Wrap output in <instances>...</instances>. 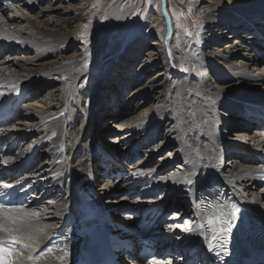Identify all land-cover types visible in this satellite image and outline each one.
<instances>
[{
	"label": "bare ground",
	"instance_id": "6f19581e",
	"mask_svg": "<svg viewBox=\"0 0 264 264\" xmlns=\"http://www.w3.org/2000/svg\"><path fill=\"white\" fill-rule=\"evenodd\" d=\"M41 1L17 0L16 4L0 5V50L16 52L10 58L0 62V90L5 89V91L0 92V101L20 90V95L12 102L13 109L21 99L32 97V90L36 91L34 86L38 84L40 85L37 88L48 86L54 83L51 81L57 80V75L61 76L67 70V68L50 62V60L55 57L58 51L57 47H60L52 46L55 37L62 38L63 44L64 40L71 37L72 31L59 27L61 23H68L69 18L51 17L52 13L58 14L60 9L54 8L51 0L48 1L47 7L38 8ZM121 1H114L110 7L101 45L104 41L107 43L115 31L123 28L136 10V7L132 6L123 11L120 6L125 0ZM211 3L212 5L208 6L202 13L204 24H206L205 29L214 28L218 34L210 37L206 35L207 38L204 37L203 39L204 45L207 46L210 42L219 44L223 40L231 38L232 35L236 37L241 30L248 32L244 38L251 43L248 45V43L239 40L242 37H236L233 39V44L229 42L220 48H214L213 52L204 53L203 58L199 59V66L205 64V60L207 61L204 70L211 71L210 77L218 76L219 87L214 85L211 90L206 89L199 81L200 77L197 72L194 73L193 70H191L190 82L187 79L185 81L188 83L182 79L175 80L176 74L173 67L177 72L183 70L180 65L182 62L180 58L171 52L172 61H170L166 56V51L161 56L159 53L157 58L150 55L144 59L145 63L143 61L141 63V65L144 64L139 73L141 77L145 76L144 72L147 73L148 70H153L158 65L162 66L161 71L156 78L149 80L146 86L138 87L134 91L133 97H152L158 91L157 93L163 99L159 100L157 104L156 100L153 102L154 111L150 110L149 114L155 113L150 116L146 113H144L146 115L140 114L137 119H133L130 123L115 125L116 131L124 132L127 130L126 134H129L126 135L127 140L125 142L120 141L122 138L119 136L113 138L118 139L113 140L119 141L118 146H123L131 138L130 136H134V133H140L137 142L132 144L133 147L143 144V141L151 140L152 136L156 138L165 121L173 124L170 129H165L168 136L164 137L166 142L163 147L175 145L174 158H178V161L182 162L181 167H179L182 171L171 173L170 176L160 180L154 174L158 171L152 174L144 168L148 160H142L143 162L137 164L138 170L135 169L128 173L108 163L105 167V171L109 169L107 172L109 176L116 172L128 175L125 177L128 183L122 187L123 189L133 187L143 196L150 191L152 193L155 190L163 191L164 197L161 195L160 198L163 197L164 200L161 201H168L167 203L147 199L141 201L142 208H149L152 212L162 207L166 208L171 204L179 206L181 210L190 207L193 214L192 219L188 220L184 226L168 225L166 227L167 236L173 237L169 246L175 245L174 243L179 244V246L184 244L185 249L189 252L196 249L198 239L206 234V222L208 225H212L206 220V217L209 218L210 214L208 213L211 211L215 213L216 206L209 208L212 203L208 202L209 194L213 191L214 185L223 193L227 200L226 205H233L239 215H243L245 211L248 212L255 223L264 231V212L262 211L264 205L261 202L264 197V186L259 191L255 189L262 188L260 182L261 178L264 177V164L254 161L257 160L255 157L264 158L258 156L264 153V138L256 137L257 143L252 148L245 146L244 142L238 139H235L236 144L228 145L219 129L222 127L227 129L230 122L227 117H222L221 113H218L221 111L227 115H240L242 118L253 121L254 134H261L260 137H264V101H255V95L252 93L256 87L264 88V59H262L264 50L259 48L261 43L264 44V33H260L261 31L264 32V10H260V8H264V0H211ZM13 4L19 5L22 9H15ZM161 4L162 13L165 16V9L168 10L167 5L165 7L166 2L161 0ZM33 9L37 10L36 17L33 18L45 17L44 22L40 21L42 22L40 23L38 20L33 22L32 17L26 16L24 11ZM72 10L75 11L74 8L70 9V11ZM165 18L167 17L165 16ZM36 23L42 26L39 27ZM223 26L225 28L221 29ZM40 29L46 33L45 36L52 38L43 41L44 37L41 36L43 34H41ZM172 36V33L168 31L167 37L170 39L171 45H173ZM137 43L139 42L137 41ZM37 44H46L43 46L48 49L41 50V52V47ZM101 45L98 51H100ZM135 45L137 46H131L130 49L132 50H128L129 55L134 52L135 48H140L139 44ZM176 48L179 50L178 47ZM241 48H245L249 53L242 54ZM19 52L20 54H18ZM24 52H29L28 56H24ZM179 52L182 53L181 50ZM101 53L102 51L95 53L87 68L83 69L79 75H75L71 80L69 93L67 87L65 91L61 89L63 93L59 96H52L50 93V100L47 103L41 101L40 110L34 115L30 114L31 111L28 110L29 113L24 117L19 116L17 124L23 126L22 128L13 125L6 127L1 133L0 141L10 142L12 139H16L24 144L12 157L0 160V173L6 168L15 170L5 180V185L18 188L21 193L32 194L33 199L28 206L30 213L35 212L34 206L42 205L39 214L40 221L31 226L32 229H43L34 237L38 246L34 252H29L19 244L16 260H19L21 264H68L66 260L67 244H57V241L66 240L71 231L77 228L83 211L97 216L101 212H106L105 210L116 209L119 204L105 199H107V193H111L120 187L118 184L122 183L121 181L116 180L112 184L110 182L111 177H108L103 186L99 190L96 189L97 192L95 191L98 177L104 173L101 168L102 162L96 156L99 154L104 158L108 152L101 146L95 148L98 140V120L91 116L97 117V112L94 113L95 108H105L111 116L114 115L115 111L119 112L118 110H120L121 113L122 110L120 107H118L119 109L116 107L119 102L114 96H110L106 105L102 107V104L96 101V93L90 92L88 94L84 88H80L82 78L98 66ZM134 55L135 57L131 58L133 61L137 59V54ZM250 66L258 67L259 72L252 74L248 69ZM223 70L226 71V76L218 74L219 71L222 72ZM164 76L167 77L166 82H160V78ZM121 81L117 80V83ZM136 81L135 79L132 86L137 84ZM246 84L250 85L249 91L246 90ZM114 87L115 85H113ZM115 104L117 105L115 106ZM34 106L36 107L35 104ZM146 112L148 113V111ZM159 114L164 116L157 118L154 123H150L153 120L152 117ZM117 115L115 118H119ZM20 117L23 118V121L19 120ZM28 119H30V123L25 122ZM244 130H248V127H244ZM38 134L44 136L28 143L33 135ZM43 141L49 145L47 149L42 148L44 146ZM161 147L162 143L155 149V152ZM227 148L233 150L230 160L233 161L231 163L234 166L232 170L228 169L226 165H222L223 158L228 152ZM95 149L98 150L97 155ZM236 149L242 154L247 153L249 157L242 154L236 155ZM118 153L120 151L115 152V154ZM40 156L46 157L45 162L36 166L32 172L20 173V176L16 178L15 174L17 169L21 167L23 160L30 158L32 161L39 159ZM189 180L191 183L188 182ZM92 185L94 189L91 188ZM133 189L130 188L129 191H133ZM37 190L38 193L34 196ZM76 191H78L77 198L74 195ZM83 195L85 197L89 195L91 201H86L88 204L79 208V200H85L81 197ZM125 197L124 195L118 201H124ZM71 204L77 205L78 210L73 215H66L69 210H67V206H71ZM117 210L119 209L117 208ZM110 212H106L110 219L116 220ZM173 218L178 220L177 216ZM64 226L65 233L62 229ZM185 228H191L192 231H185ZM48 245H51L54 254L41 260L39 252ZM29 256L31 259H28ZM33 259L36 262L30 263ZM169 262L171 264H183L184 259L180 258L177 262L169 259ZM126 264L135 263L127 261ZM154 264L163 263L159 261Z\"/></svg>",
	"mask_w": 264,
	"mask_h": 264
},
{
	"label": "rangeland",
	"instance_id": "374dc122",
	"mask_svg": "<svg viewBox=\"0 0 264 264\" xmlns=\"http://www.w3.org/2000/svg\"><path fill=\"white\" fill-rule=\"evenodd\" d=\"M48 1L49 0H42L41 3L38 5V8L47 7ZM114 1L116 0H51L53 7L60 9L58 14L52 13L51 17L60 16V18H69L68 23L65 24L61 23L59 27L62 29L64 28L65 30L68 29L72 31V33L70 34L71 37L64 40V44L62 43L63 42L62 38L59 39L55 37V40H53L54 44L52 42V46H60V47H57L58 53L56 52L55 57L51 59L50 62L65 67L67 68V70L61 76L57 75L56 76L57 80L51 81L54 83L48 86H44L42 88H37L38 85L40 84L34 86L33 88L36 91L32 90L31 93L32 97H30V99L27 102H26L27 98L21 99L20 101H18V105L21 104L22 101L26 102V104L22 108V113H21L22 117H24L30 111H31L30 114L34 115V113L40 110L39 108L41 106V101L43 103H47L48 100H50L51 94L52 96H59L61 95V93H63L62 90L65 91L67 88L69 93V87H71V82H72L71 80L75 77V75L77 76L81 72H83V69L87 68V66L91 62L92 56H94L95 53L102 51L99 58L98 66L95 69H93L90 74L85 75L82 78L80 83V88H84V90L88 92V94H90V92L96 93L97 94L96 101H98L99 104H102V107L106 105L110 96H114L119 102V105L115 104V106L117 105L116 106L117 108L120 107L122 111L121 113L120 110H118L119 112L115 111L114 115L111 116L108 113V110L105 108H99V109L95 108L96 109L95 112L93 110L94 113L97 112V117L95 116H91V117H94L98 120L97 121L98 140L96 141V146L103 147L106 150V152H108V155H111L110 152L115 154V152L118 151H120V153L125 151H132L133 154V152L136 151L135 158L130 160V163L132 164L130 166H125L124 164H122L124 168L126 167L122 171L128 173L129 171H134L135 169L138 170L139 166L137 168V164L139 162L141 163L142 160L143 161L148 160L144 168L152 172V174L158 171L157 173L154 174H156V178L158 177L157 179L161 180L162 178L170 176L171 173H175V172L177 173V171L178 172L182 171V169L179 168L181 167L180 164L182 162L178 161V158H174V154H175L174 150L176 148L175 145H171L169 147L165 146V148L163 147L166 142L164 137L168 136L167 133L165 132L166 131L165 129H170L171 125L173 126V124L165 121L161 132L156 138H153L152 136L151 140L149 139L143 141V144H140L138 146L132 147V144L136 143L137 138L140 136V133L138 132L134 133V136H130L131 138H129V140L123 146H118L119 141H113L116 139V138L113 139L114 137L119 136L122 139L124 138V140L121 139L120 141L125 142V140H127L125 138L126 135L127 136L129 135L126 134L127 130H125L124 132L116 131L115 129L116 124L130 123L133 119H137L138 115L140 114H144V113L149 114L150 110L154 111L153 102L156 100V104H157L159 100L163 99L161 95L157 93L158 91L154 93L152 97L151 96L133 97V93L135 90H137L138 87L146 86L148 84V81L153 78H156V76H158V74L161 71L160 68L162 66L158 65L155 67V69L148 70L147 73L144 72L145 76L141 77L139 73L143 69L144 64L141 65L142 61L144 62V59H146L150 55L153 58H157L159 56L158 55L159 53L161 56L164 54L165 51L167 52L166 56L170 59V61H172V55H171L172 52L176 54L178 58H180V60L182 61L180 65L183 68L181 72H177V70L173 67L174 73L176 74L175 80L182 79L185 81L186 79L187 80L191 79V75H192L191 70H193L194 73L197 72L198 76L200 77L199 81L202 82V85H204L206 89L211 90V87H213L214 85L219 87V83L217 81L218 76L215 75L213 77H210L209 74L212 75L211 71L204 70V65L207 62L206 60H205V64L199 66L198 61L200 58H203L204 53H211L213 52L214 48H218V47L220 48L222 45H225L229 42L233 44V39H235L236 37H242V39L240 38L239 40L248 43V45L251 43L249 40H245L244 38L247 36L248 32L245 30H241L238 32V35L236 37L232 35L231 38L223 40L219 44H213L210 42L209 45L207 46L204 45V41H203L204 37L207 38L210 37L211 35L218 34L217 30L214 28L212 29L210 28L208 30L205 29L206 24H204V20H203L204 15H202V13L207 9L208 6L212 5L211 0H164L166 2L165 7L167 5L168 8V10H166L169 17L168 19L165 18L164 14L162 13L163 10H162L161 0H125L124 2H122V5L120 6L123 9V11L132 6H135L136 10L131 15L127 24L123 28L115 31L111 35L107 43L106 41H104L101 45L102 36L104 33V26L106 25L105 23L109 15L110 7ZM13 5L15 6L14 7L15 9H22V7H19V5H15V4ZM72 8H74L75 11L73 10L70 11V9ZM261 9L264 10V8H260V10ZM36 12L37 10L35 9L31 11H24L27 17L29 18L32 17L33 22H37L36 20H38L39 22L40 21L44 22L45 17H41L38 19L33 18L36 17L35 15ZM36 24L38 25V23ZM85 25H88V27L85 28L84 27ZM38 26L41 27L42 25L39 24ZM45 28H49V27H45ZM74 28L76 29V31H74L75 30ZM224 28L225 26H223L221 29ZM167 30H170V32L173 35L172 36L173 45L170 46V49L168 51L164 47V42L165 40H167L166 37ZM40 32H42L41 34H43L41 35L42 37H44L43 41L52 38L49 36H45L46 33H44L42 29H40ZM260 33L262 34L264 32L261 31ZM55 41L57 42L55 43ZM137 41L139 43H137ZM154 43L157 45H152ZM135 44H139L140 48L138 49L135 48L134 52L131 55H129V53H127L128 50L131 48L132 45L136 47L137 45ZM37 45L39 46L40 44ZM43 45L39 46L41 47L40 51L41 50L45 51L48 49L46 46L44 47ZM100 45L101 48L100 51H98ZM176 47H178L179 50H176L177 49ZM245 48H241L242 51L240 52L242 54H246V52L249 53V51L245 50ZM259 48H261V50H264V44L261 43ZM180 50L182 51V53L179 52ZM20 52L18 54H20ZM15 53L16 52L13 51L2 52V55L0 57V62H3L7 58H10ZM28 53L29 52H24L23 55L28 56L27 55ZM134 54H137L136 57L137 59L133 61V59L131 58L135 57ZM248 69L249 72H252V74L259 72L258 71L259 69L256 66H250ZM218 74L220 75L222 74L226 76L227 73L225 70H223L222 72L219 71ZM260 75L263 76V74ZM166 78H167L166 76L161 77L160 82L162 81L166 82L165 81ZM135 79L137 80L136 81L137 84H134L132 86ZM117 80L120 81L122 80V81L117 83ZM185 82L188 83V81ZM113 85H115L114 88ZM249 87L250 85H247V89H246L247 91L251 89ZM1 91L3 92L5 91V89L0 90V92ZM28 91L30 92V90H27V92ZM252 93H254L253 95H255L254 97V99H256L255 101H259V100L264 101L263 87H256V89H254ZM175 94L176 91L174 93V96ZM34 104L36 105V107L34 106ZM18 105L14 107L15 110L19 109ZM146 111H148V113ZM118 113H120V115H117ZM218 113H221L222 117H227L228 121L230 122L227 129H223V127L219 129L220 134L223 135L225 143H227L228 145L236 144L237 142H235V139L236 140L238 139L244 142L245 146L252 148L257 143L258 139L256 137L259 136L258 138H264L263 136L260 137L261 134L260 135L254 134L253 130L255 129V126H253L254 125L253 121L247 118H242L240 117V115H227V113L221 111ZM151 114H149L148 116H150ZM116 115L117 117L119 116V118H115ZM162 116L164 115L159 114L156 117L155 116L152 117L153 120H151L150 123H154V121L157 120V118H160ZM22 117H20L19 119L20 121L21 120L23 121ZM29 120L30 119L26 120L25 122L30 123ZM17 122L18 121L14 122L13 125L18 128L20 125H18ZM7 127H11V126H7ZM22 127L23 126H20V128ZM244 127H248V130L243 131ZM43 136H44L43 134L33 135L32 138L29 139L28 143L31 142V140L34 141V139L36 141L38 140V138H42ZM160 143H162V147L155 152V149L159 146ZM48 147L49 145L45 144L42 148L47 149ZM43 149L41 150L43 151ZM237 151L238 149H236L235 151L236 155L242 154L240 151L239 153H237ZM152 153L155 154L153 155ZM232 154H233V150H228L222 161V165H226V167L231 170L234 167L231 164L233 163V161L232 162L230 161ZM242 155L249 157L247 153H243ZM258 156L264 157V153ZM44 158L45 159L43 161L42 160L39 161L36 166L40 165V163L45 162L46 157L44 156ZM116 158L113 157V159L116 162H118ZM137 158L140 159L135 161L134 159ZM255 159H257L254 160L255 163H258L259 162L258 157H255ZM108 164L112 165L111 162H109ZM130 167H132V170H130ZM107 179L108 178H105L103 180V179H99L98 177L95 186L96 192L97 190H99V188L103 186L104 182ZM110 182L113 184L115 183V180L112 179L110 180ZM260 184L261 187L264 186V183L260 182ZM92 189H94L93 185H92ZM255 189L256 191L257 190L259 191L260 189H263V187L262 188L258 187ZM160 195L162 196L164 195L162 190H158V196L155 197V200H164L163 198L164 196L160 198ZM106 196L107 199L105 200L119 203L116 209L117 208L121 209L128 204V201H125L126 197L124 201H118L119 199L124 197L123 189L120 187L113 190V192L111 193H107ZM147 199L149 198L145 197L143 200H147ZM261 202L264 205V197L262 198ZM34 207H35L34 209L35 212L33 213H36L37 215L29 217L28 223L30 224V226L35 225L40 221L39 219H41L39 214H40V207H42V205L41 206L38 205ZM21 210H23V212L30 213L28 211L30 210L29 207ZM105 211L110 212L108 210ZM262 211L264 212V206ZM110 213L113 215L112 212ZM192 215L193 214L191 213L190 207H187L184 210H181V208L179 207L175 215L178 217V220H171L169 225L182 227L188 220L192 219Z\"/></svg>",
	"mask_w": 264,
	"mask_h": 264
},
{
	"label": "snow or ice",
	"instance_id": "6c2138e0",
	"mask_svg": "<svg viewBox=\"0 0 264 264\" xmlns=\"http://www.w3.org/2000/svg\"><path fill=\"white\" fill-rule=\"evenodd\" d=\"M84 27L87 28L88 25ZM188 182L191 183V180ZM4 187L10 186L4 185ZM216 211L219 210L217 209ZM214 214L211 213L209 215L210 223H212ZM36 215V213L23 212L21 209L10 208L4 203H0V258L7 257L10 253H15V245L17 244L22 245L29 252L36 250L38 245L34 237L39 232H42L43 229H32L28 223L29 217ZM185 231H192V229L185 228ZM28 259H31V256ZM8 264H21V262L19 260H9Z\"/></svg>",
	"mask_w": 264,
	"mask_h": 264
},
{
	"label": "water",
	"instance_id": "95a60500",
	"mask_svg": "<svg viewBox=\"0 0 264 264\" xmlns=\"http://www.w3.org/2000/svg\"><path fill=\"white\" fill-rule=\"evenodd\" d=\"M122 1H123V0H122ZM122 1H121V2H122ZM140 158H141V157H140ZM239 256H240V257H249L248 254H245V253H243V252H241V254H239Z\"/></svg>",
	"mask_w": 264,
	"mask_h": 264
}]
</instances>
